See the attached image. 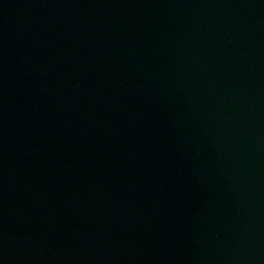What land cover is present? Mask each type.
I'll return each instance as SVG.
<instances>
[{
  "label": "water",
  "instance_id": "1",
  "mask_svg": "<svg viewBox=\"0 0 264 264\" xmlns=\"http://www.w3.org/2000/svg\"><path fill=\"white\" fill-rule=\"evenodd\" d=\"M0 264H264V0H0Z\"/></svg>",
  "mask_w": 264,
  "mask_h": 264
}]
</instances>
